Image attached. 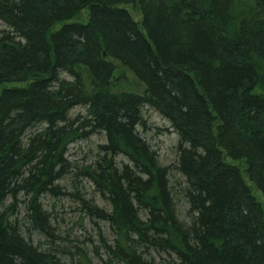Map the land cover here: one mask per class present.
I'll list each match as a JSON object with an SVG mask.
<instances>
[{"label":"trees","instance_id":"1","mask_svg":"<svg viewBox=\"0 0 264 264\" xmlns=\"http://www.w3.org/2000/svg\"><path fill=\"white\" fill-rule=\"evenodd\" d=\"M0 19V264L73 261L49 196L107 223L104 264H264V0H0ZM120 65L146 91L115 89Z\"/></svg>","mask_w":264,"mask_h":264},{"label":"rangeland","instance_id":"2","mask_svg":"<svg viewBox=\"0 0 264 264\" xmlns=\"http://www.w3.org/2000/svg\"><path fill=\"white\" fill-rule=\"evenodd\" d=\"M131 10L136 19H140L142 16L140 8L131 7ZM78 17L84 20L87 19V12L83 11ZM4 27H6V24L0 19V28ZM118 76L114 83L115 89H127L136 92L146 91V85L128 68L120 65ZM79 110L80 107L76 108L75 112L78 113ZM145 116L149 129L145 131L143 135L146 136L153 148L157 150L160 163L165 166L175 164L178 157L176 151L178 135L171 126V121L153 108H147ZM101 142H105V137L97 134L88 139L80 140L71 145L69 156L73 161L82 165L85 159L92 156L94 152H98L97 145ZM174 173L177 174V178H181L180 173L178 174L175 171ZM179 180H182V178ZM82 184V191L84 192L87 190L89 192L87 197H95V201L99 206L107 207V203L95 191L94 186L91 188L89 187V189L86 184ZM70 189L73 191L72 187ZM254 190L258 198L264 201L262 192L256 188ZM45 205L52 211L56 224L60 226V233H62V236H66L65 240H62V244L71 245L70 248L73 252L74 259L72 258L73 261L70 259L68 262L70 264H104V259L107 256L104 252L101 233L105 238H108L109 241L113 238L111 237L113 233H111L112 231L107 223L98 218L92 219L87 213L85 214L79 209L78 204L67 197L59 198L49 196L46 198ZM180 206L183 212L185 202ZM35 238V242H38L36 240L39 239L40 241L42 240V244L44 242L45 246H47V238L40 237L39 234H35ZM57 242L60 244L61 239Z\"/></svg>","mask_w":264,"mask_h":264}]
</instances>
